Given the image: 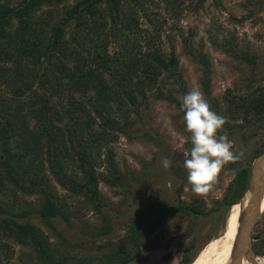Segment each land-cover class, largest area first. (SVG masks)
<instances>
[{"label": "trees", "instance_id": "obj_1", "mask_svg": "<svg viewBox=\"0 0 264 264\" xmlns=\"http://www.w3.org/2000/svg\"><path fill=\"white\" fill-rule=\"evenodd\" d=\"M69 1L21 0L15 6L0 5V238L26 250L25 264H128L133 253L141 249V239L154 230L166 211L149 206L128 230L129 245L124 250L111 249L100 262L82 257L68 262L65 253L31 225L28 217L37 214L49 228L56 218L66 222L71 218L51 191L45 166L61 188L83 196L95 210L100 179L110 187L123 184L124 176L114 163L112 151L107 149L103 159L108 175L96 172V154L108 148L114 134L126 132L129 111L137 110L148 95L174 100L172 91L164 93L161 88L167 79L179 82V62L173 52L164 51V41L171 42L172 35L162 39L161 33L146 32L140 45L130 41L123 4L133 2L136 6L140 0H77L55 18L54 11ZM42 6L51 9L38 13ZM180 36L188 46V40ZM111 38L121 39L112 52L108 49ZM193 52L188 51L194 59L200 58ZM235 56L250 69L256 68L257 57L252 53L235 51ZM201 62L207 70L208 61L201 57ZM261 80L264 78L248 81L237 93L228 90L223 106L213 101L218 115L222 111L233 121L241 120L240 125L227 121L224 129L228 135L237 127L243 137H264ZM29 119L35 127H29ZM70 168L77 173H71ZM248 177V168L238 170L227 194L215 201L209 212L196 208L197 199L192 205L178 202L171 211L179 218L191 216V220L219 212L228 215L245 193ZM14 187L26 196L37 195V204L24 202L17 209L4 203L1 196ZM154 214L157 217L152 220ZM262 218L264 222V213ZM25 219L28 221H19ZM106 224L97 235L107 234L110 228ZM187 232L184 234L192 237L180 264H192L197 256L196 234ZM57 236L66 242L60 233ZM5 241L0 245V264H8L14 254L9 253ZM262 241L253 244L254 252H260Z\"/></svg>", "mask_w": 264, "mask_h": 264}, {"label": "rangeland", "instance_id": "obj_2", "mask_svg": "<svg viewBox=\"0 0 264 264\" xmlns=\"http://www.w3.org/2000/svg\"><path fill=\"white\" fill-rule=\"evenodd\" d=\"M20 1L0 0V5L15 6ZM76 1H69L63 8L58 7V12L54 11L55 18L62 14V9L72 6ZM139 3L136 6L133 2L123 4L128 17L126 21L130 26L126 34L130 36L131 42L138 45L143 43L147 33H161L162 39L172 35L171 42L162 41L165 53L173 52L178 59L180 80L173 83L171 79H167L161 88L164 93L172 91L173 94L170 95L174 100L155 99L148 95L147 101L141 103L137 110L132 108L129 111L130 125L126 132L114 134L108 148L100 149V153L96 154V163L99 165L97 173L108 175L103 159L107 149H110L115 165L124 176L123 184L116 187H110L99 180L97 210L83 196L71 195L61 188L45 166L44 175L51 191L66 206L71 218L68 222L61 218L54 219L52 228L41 222L37 214L28 218L31 225L65 253L68 262L80 257L100 262L111 249L124 250L129 245L126 240L128 230L149 206L166 211L165 215L154 230L147 232L141 239V249L133 253L134 258L128 264H180L184 250L191 241L192 234H184L189 230L196 234V251L197 255L200 254L207 243L222 232H231V208L228 215L226 212H219L217 215L209 214L194 220H191V216L179 218L172 213L171 208L178 202L195 204L196 202H192L197 199L199 206L196 208L209 212L215 207V201L222 200L227 194L236 172L248 168L250 173L254 160L264 151L263 135L250 138L246 134L243 137L242 130L236 127L235 132L228 136L233 149L237 153L243 151V156L236 163L224 166L213 190L206 196L198 197L192 193L184 167L185 153L190 152L192 145L190 133L185 131L181 98L193 87H198L214 111L213 101L223 106V97L228 90L237 93V89L244 88L248 81L264 78V0H207L202 3L199 0H140ZM48 9L51 7L42 6L38 13ZM181 34L188 40L186 47L180 38ZM120 41L119 38H111L109 51L118 49ZM191 49L200 58L190 56L188 51ZM235 51H248L256 56V68L252 70L240 61L235 56ZM201 57L208 61L207 70ZM260 83L264 84V80ZM219 112L232 125L241 124V120L236 118L233 121L228 115L222 114V111ZM119 123L122 125L123 121L120 120ZM28 125L35 127L33 119L28 120ZM162 157L172 161L170 168H163ZM69 170L71 173L75 172L73 168ZM1 200L19 209L24 206V202L36 205L38 196H26L14 187L2 195ZM261 213L252 235V238H259L253 239L252 247L254 243L263 240L260 252L255 253L264 256V196ZM104 217L106 221L103 220ZM156 217V214L152 215V220ZM237 219L234 217L233 220ZM106 223L110 230L104 236L97 235L96 232ZM57 232L66 242L59 239ZM92 233L96 235L92 236ZM2 241L5 240L0 238V245ZM8 242L9 244L5 241L4 245L10 246L9 253L14 252L8 264H25L27 259L23 254L26 250ZM232 252L225 247L220 264H229ZM194 261L195 259L192 264Z\"/></svg>", "mask_w": 264, "mask_h": 264}, {"label": "clouds", "instance_id": "obj_3", "mask_svg": "<svg viewBox=\"0 0 264 264\" xmlns=\"http://www.w3.org/2000/svg\"><path fill=\"white\" fill-rule=\"evenodd\" d=\"M181 100L185 131L190 133L192 145L184 160L187 182L195 196L204 197L213 190L224 166L236 163L244 153L233 149L224 129L227 119L212 110L198 87H193ZM161 162L164 169L172 165L167 157H162Z\"/></svg>", "mask_w": 264, "mask_h": 264}, {"label": "water", "instance_id": "obj_4", "mask_svg": "<svg viewBox=\"0 0 264 264\" xmlns=\"http://www.w3.org/2000/svg\"><path fill=\"white\" fill-rule=\"evenodd\" d=\"M248 198L246 199V197ZM264 196V151L254 160L244 196L234 205H240L239 229L233 245L229 264H242L243 259L250 264H259L264 256L252 250V235L261 216ZM246 199V200H245Z\"/></svg>", "mask_w": 264, "mask_h": 264}, {"label": "bare ground", "instance_id": "obj_5", "mask_svg": "<svg viewBox=\"0 0 264 264\" xmlns=\"http://www.w3.org/2000/svg\"><path fill=\"white\" fill-rule=\"evenodd\" d=\"M247 198L248 196L246 197V199ZM240 213V205L231 206V211L229 214V220L233 223L231 232H227L225 234L224 232H222L220 236L207 243V246L202 250L200 254L197 255L193 264H220L225 247L230 248L233 251V245L235 243L237 231L239 229V220L237 219V217L239 218ZM234 217H236L237 220H233ZM242 264L250 263L243 259ZM259 264H264V261H259Z\"/></svg>", "mask_w": 264, "mask_h": 264}]
</instances>
